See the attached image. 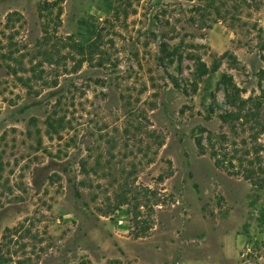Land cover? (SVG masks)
<instances>
[{"label":"rangeland","instance_id":"obj_1","mask_svg":"<svg viewBox=\"0 0 264 264\" xmlns=\"http://www.w3.org/2000/svg\"><path fill=\"white\" fill-rule=\"evenodd\" d=\"M203 1L0 0V152L13 185L0 189V237L29 218L33 264H264L263 201L251 206L249 184L194 142L227 130L222 74L244 97L264 89V0H216L222 18ZM160 41L208 67L226 51L239 64L223 59L195 90L191 60L181 72L157 63Z\"/></svg>","mask_w":264,"mask_h":264},{"label":"trees","instance_id":"obj_2","mask_svg":"<svg viewBox=\"0 0 264 264\" xmlns=\"http://www.w3.org/2000/svg\"><path fill=\"white\" fill-rule=\"evenodd\" d=\"M203 2L197 7L203 11H208L210 16L222 18L221 12L223 9L217 5L216 0H204ZM237 2L239 10L260 8V3L257 0H238ZM54 4L45 2L43 7H51ZM197 7L196 9H198ZM238 20L240 21V18ZM49 39L50 33L44 29L39 44L43 48V55L46 60H51L53 57L51 50L44 48ZM72 46L73 48H80V51L84 52L81 50V46L76 44ZM92 49L93 46H90V50ZM184 52L181 51L179 45H169L165 41H160L156 61L164 68L167 65L176 63L177 70L181 72L183 60L186 58L191 60L195 65L194 73H192L195 81L192 86L195 90L197 82L202 80L203 77L215 73L223 59L227 58L231 62V66L235 68L239 64L235 55L228 51L216 56L210 67L194 53ZM89 55L91 56L90 52ZM262 58L264 59V57ZM172 80L173 84L179 87L177 81L175 79ZM218 85L223 91L224 105L229 107V109H222L221 113L218 114L221 124L227 130L213 133L200 129L194 139L195 146L200 154L206 153L209 155L216 168L230 176L240 177L249 184V204L255 206L259 201H263L257 216L258 224L263 226L264 145L261 143L260 138L264 134V89L259 87V94H251L244 97L243 91L235 84L232 76L227 74L221 75ZM49 119L50 117L47 120ZM48 124L49 126L52 125L50 122ZM204 133L206 134L205 136ZM0 140L2 141L3 139ZM6 164L3 162L2 153L0 152V189L5 188L13 194V185H9V178L3 177ZM82 168L84 169V165ZM9 172L12 173V170ZM19 186L21 187H17V190L20 193L25 192L22 185ZM139 206L141 205L136 203L133 206V212L131 211V223L134 227H138L139 223ZM144 232L145 230L142 229V231L136 232L135 236L140 237ZM38 237V231H33V223H30L29 218L23 219V221L13 227H6L0 237V264H33L31 257L26 256V250L29 247V242H31L33 247L41 243Z\"/></svg>","mask_w":264,"mask_h":264}]
</instances>
